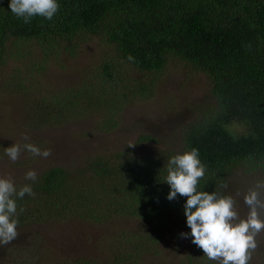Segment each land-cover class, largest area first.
<instances>
[{
  "label": "trees",
  "instance_id": "trees-1",
  "mask_svg": "<svg viewBox=\"0 0 264 264\" xmlns=\"http://www.w3.org/2000/svg\"><path fill=\"white\" fill-rule=\"evenodd\" d=\"M58 3L52 20L35 16L25 23L11 12L10 0H0V66L20 57L24 68L39 71L48 58L73 56L89 41L103 46L88 63L85 78L43 104L38 120L43 117L44 123L54 126L76 115L94 116L102 108L119 114L128 104L152 98L169 66L204 74L212 103L183 130L176 152L139 155L128 148L79 166H53L35 181L28 180L24 184L32 186L34 195L17 198L19 222L69 216L103 222L124 215L157 224L166 215L179 231L189 228L184 212L187 197L177 194L169 200L170 186L164 181L169 158L193 147L207 169L200 180L203 191L225 194L221 185L232 171L264 177V0ZM109 120L104 118L97 128L110 130L119 122ZM238 125L243 131L231 128ZM147 141L154 144L157 138L140 133L135 143ZM118 235L127 250L114 252L109 261L88 256L60 264H127L128 256L139 254L136 245L141 237L145 246L154 241L146 232ZM187 251V262L181 264H217L192 241Z\"/></svg>",
  "mask_w": 264,
  "mask_h": 264
},
{
  "label": "rangeland",
  "instance_id": "rangeland-1",
  "mask_svg": "<svg viewBox=\"0 0 264 264\" xmlns=\"http://www.w3.org/2000/svg\"><path fill=\"white\" fill-rule=\"evenodd\" d=\"M102 50L103 46L92 40L82 44L73 56L60 54L48 58L39 71L24 68L20 57L9 58L0 66V176L10 175L17 189L28 181L25 174L29 170H35L38 175L53 166H79L89 159L113 157L118 151L128 148L132 154L139 155L161 150L176 152L182 146L183 130L197 115L202 116L211 108L210 85L204 74L169 66L152 98L128 104L119 114L102 108L94 116L88 113L76 115L54 126L44 123L43 117L38 120L43 104L58 97L65 88L77 86L91 68L88 63L95 60ZM104 118L112 120L109 124L115 120L119 122L115 128L100 130L97 124ZM231 128L243 131L239 125ZM140 133L152 134L157 142L147 141L128 147L129 142L135 143ZM13 143H33L42 151L50 149L52 154L44 158L23 150L19 159L12 162L5 154V148ZM257 180H264V177L240 170L232 171L225 183V194L236 198L241 218L248 213L243 195ZM156 222L124 215L103 222L75 216L44 222L23 220L17 226V238L0 246V264H60L88 256L109 261L114 252L127 250L122 239H118V234L123 231L138 235L146 232L154 239L145 246L141 244V237L136 245L139 254L128 256L127 264L187 262L191 230L179 231L176 222L166 215L160 216ZM182 233H187V237ZM257 240L258 248L251 263L264 264V232Z\"/></svg>",
  "mask_w": 264,
  "mask_h": 264
},
{
  "label": "clouds",
  "instance_id": "clouds-1",
  "mask_svg": "<svg viewBox=\"0 0 264 264\" xmlns=\"http://www.w3.org/2000/svg\"><path fill=\"white\" fill-rule=\"evenodd\" d=\"M59 7L58 0H10L9 4L11 12L25 23L31 22L35 16L52 20ZM128 59L134 58L129 55ZM135 144L129 142L127 146L134 147ZM23 150L44 158L52 154L50 149L42 151L33 143H13L5 148V154L15 162ZM206 171L195 147L170 157L164 181L170 186L167 198L173 200L177 194L187 197L184 212L192 242L203 250L209 260L217 264H250L258 248L257 237L264 232V180H257L244 193L243 201L248 213L241 218L233 195H222L216 190L207 192L200 188V180L205 177ZM36 178L35 170L25 174L26 180L35 181ZM221 187L226 188L227 184ZM26 194L34 195L30 184L17 189L10 175L0 176V246L10 244L19 235L17 198L22 199ZM181 235L187 237L188 234Z\"/></svg>",
  "mask_w": 264,
  "mask_h": 264
}]
</instances>
